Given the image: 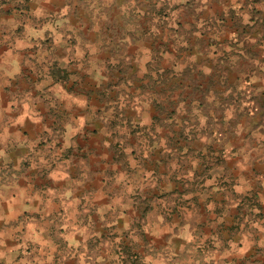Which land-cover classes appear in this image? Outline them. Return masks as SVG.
I'll return each mask as SVG.
<instances>
[{"label": "crops", "instance_id": "0c3cea01", "mask_svg": "<svg viewBox=\"0 0 264 264\" xmlns=\"http://www.w3.org/2000/svg\"><path fill=\"white\" fill-rule=\"evenodd\" d=\"M0 264H264V0H0Z\"/></svg>", "mask_w": 264, "mask_h": 264}, {"label": "rangeland", "instance_id": "374dc122", "mask_svg": "<svg viewBox=\"0 0 264 264\" xmlns=\"http://www.w3.org/2000/svg\"><path fill=\"white\" fill-rule=\"evenodd\" d=\"M240 107L241 106H235V107L232 106L231 108H229L227 106L228 112L226 114V120L223 122V124L225 125V128L227 130V139H232V137H234V136L236 137L237 129L240 127V124L242 123V121L243 122H247V120H248V117L250 115V113H248L249 109H250V105L249 106H243L242 110L240 109ZM178 108L181 109L180 104H179ZM185 108L182 109V113L186 114L185 116H191V114H194L195 116H198V114H203V111L201 113H194L193 110H192L193 108H186V110H185ZM255 108H256V106H255ZM209 109H215V106H209ZM163 112H165V111L163 110ZM241 117H243L242 121H241ZM244 118L246 120H244ZM164 123H166L165 119L163 120V124ZM235 132H236V134L233 135V133H235ZM193 139L195 141H197L196 139H198V138L195 136Z\"/></svg>", "mask_w": 264, "mask_h": 264}]
</instances>
